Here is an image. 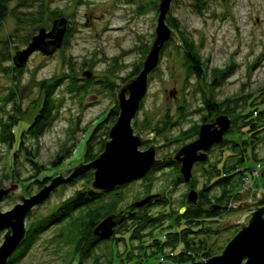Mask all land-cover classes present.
<instances>
[{
    "label": "rangeland",
    "instance_id": "obj_1",
    "mask_svg": "<svg viewBox=\"0 0 264 264\" xmlns=\"http://www.w3.org/2000/svg\"><path fill=\"white\" fill-rule=\"evenodd\" d=\"M159 1L44 0L40 18L22 23L13 12L18 0L5 1L7 12L0 24V188L18 184V192L29 197L59 173L69 169L63 175L66 177L80 162L88 163L102 152L119 112L117 91L140 72L152 45ZM203 3V9L197 11L196 0L171 1L168 16L174 27L168 26L181 35L182 46L174 39L166 41L156 69L148 74L146 92L132 124L133 131L141 136L154 133L138 149L156 146L155 157L163 165L112 189V194L102 196L92 209L109 205L114 199L113 210L117 212L155 195L149 200L152 203L138 208L136 218L122 223L115 237L96 242L82 261L69 231L74 229L73 219L88 208L49 223L34 236L27 234L9 264H199L194 261L206 259L201 255L204 251L210 252L209 257L220 254L241 223H248L253 204L249 209L233 204L249 198L251 203L257 201L260 196L254 193L260 189L264 192V183L256 185L251 178V183L240 187L241 198L209 215L187 201L188 184L175 180L179 172L172 160L207 120L208 112L202 107L206 99L219 103V112L212 118L227 115L231 127L208 161L192 170L194 187L210 189L208 195L198 199L203 207L209 209V198L220 194L218 188L212 189L217 161L218 166L233 165L246 147L255 159L247 161V166L262 159L258 161L260 177L264 174V124L256 122L249 127L247 140L243 133V125L257 116L255 107H264V0ZM58 16L67 20L65 45L51 53L35 50L17 69L11 60L15 52L24 49L39 28L49 31ZM186 51L199 59L204 70L200 78L189 70ZM214 76L216 84L212 83ZM50 89L48 118L31 133L29 125L35 124ZM112 111L117 114L101 123ZM98 123L101 125L97 128ZM11 124L15 138L12 144ZM251 133L255 141L249 140ZM88 172L93 175L90 169L59 184L26 218V228L55 213L76 191L86 189L92 180L86 184L91 175ZM44 177L46 183L42 182ZM17 202L20 200L11 190L0 201V209L9 210ZM190 210H197L198 216L186 217ZM243 213L247 215L241 220ZM183 230L191 247L198 248L201 242L204 247L185 250L175 235ZM178 251L181 254L175 257Z\"/></svg>",
    "mask_w": 264,
    "mask_h": 264
},
{
    "label": "water",
    "instance_id": "obj_2",
    "mask_svg": "<svg viewBox=\"0 0 264 264\" xmlns=\"http://www.w3.org/2000/svg\"><path fill=\"white\" fill-rule=\"evenodd\" d=\"M172 0H160L158 3V15L154 31L152 45L142 62L140 72L127 80L117 91L116 101L119 112L116 121L108 131V140L104 143L102 152L88 163H79L73 167L70 173L64 177L67 170L53 177L49 183L44 184L40 190L29 197L20 194L18 184H9L8 188H0V201L11 190L19 198L11 209H0V233L4 231L0 244V264H7L8 258L24 240L26 234L25 220L32 210L43 202L50 193L62 183L72 181L82 173L92 169L93 179L87 184L86 191L95 193L108 191L121 187L133 179L145 176L160 160L155 157L156 146L150 145L145 150L139 146L154 133L141 136L133 131L135 114L140 107L142 98L147 88V77L157 67L160 51L169 39H174L181 45L179 36L175 30L168 26L166 17L170 12ZM67 20L59 17L52 22L49 31L39 28L27 46L15 52L12 57L14 66L21 69L28 56L35 50L43 53H51L59 48L66 31ZM182 46V45H181ZM89 74V73H88ZM230 126V118L227 115H219L212 124H203L199 128L198 137L183 145L176 153V158L181 161L180 173L185 181L191 176V167L197 160L206 158V151L215 143H220L224 133ZM254 193L260 196L257 201L234 203V207L249 209L248 223L244 225L241 220L247 213L241 215V220H229L232 223L240 222L239 231L228 241L220 254L208 257L204 260H195L199 264H264V192L260 189ZM155 195H149L144 199L135 201L127 209L138 208L145 205ZM187 200L195 203L196 191L191 190ZM216 209V208H214ZM121 214V217L119 218ZM126 214H110L103 218L93 229V235L108 238L114 233V226L120 224ZM128 215L133 216L134 213Z\"/></svg>",
    "mask_w": 264,
    "mask_h": 264
},
{
    "label": "trees",
    "instance_id": "obj_3",
    "mask_svg": "<svg viewBox=\"0 0 264 264\" xmlns=\"http://www.w3.org/2000/svg\"><path fill=\"white\" fill-rule=\"evenodd\" d=\"M5 1L6 0H0V24H1L3 18L6 15V12H7ZM196 1H197V4L195 7H196L197 11H201L203 9V5H204L203 0H196ZM16 8H18V9H25L26 8L27 10L32 9V11L31 12H22L23 10L22 11L21 10L15 11ZM15 9L13 10V12H14L15 17L17 18V22L22 23V22L27 21V20L34 21L35 19H39L40 16L43 14L44 0H18L17 5L15 6ZM58 17H60V16H58ZM166 22L171 27H174V26H172L171 23H169L171 21H170V18L168 15L166 17ZM66 28H67V26H66ZM37 29H38V27H37ZM179 37H181V35H179ZM30 39H31V37H30ZM65 43H66V39L63 38L61 45H65ZM27 44H28V42H27ZM185 57L187 58L189 70H191L198 78H200L203 75L204 70H203V67H202L199 59L196 56H194V54L187 52V51L185 52ZM141 68H142V65H141ZM222 77H223V75H222ZM216 79H217V77L214 76L213 81H212L213 84H216V82H217ZM53 86H54V84L52 85V87ZM51 91H52V89L48 90V92L46 93L44 101H43V108L41 109V112L39 113L35 124L29 125V128H28L29 132L35 133L37 131V129L41 128L44 125L45 120L48 118L49 112L51 111V105H52L51 104L52 97L50 95ZM218 105H219V103L216 102L215 100H212V99H206L202 103V107L205 110V112H210L211 114L215 113V112H219V108H218L219 106ZM254 111L256 112L255 115H257V116H251L252 114H250L251 118L248 120V122L246 124L243 125L244 126L243 133L245 134L246 140H247V131L251 130V128H249V127L254 126V124H256V122H262L264 124V107L263 108L255 107ZM110 114H111V116H107L104 120H102L101 123H106L109 119H111V117L115 116L117 113L115 111H112ZM246 121H247V119H246ZM101 123H98L96 125V127L97 128L100 127ZM230 127L231 126H229V128ZM229 128H228V130H229ZM12 129H13V125L11 124V126L9 125V132H10L9 143L10 144L14 143V140H15L14 135H13L14 132ZM252 134L253 133H251L250 137L248 136V138L250 141H255V139L253 140V138H252V137H254V135L252 136ZM222 141H223V139H222ZM19 145H21V142H19ZM89 150H91V146H89ZM62 156H65V155L63 154ZM253 159H254V155L247 152V148L245 147L244 150H242L241 156L238 157L237 162L235 164L229 165V166H226L225 164H223V166L220 165V166L216 167L217 168L216 176H218V178H216L214 180V182L212 183V186L218 188L220 190V194L217 196H213L212 199L209 198L208 202L210 204V207H213V208H211L212 210H214V208H216V209L220 208V206H218L220 203H224V206L222 208H227L226 206H228L229 203L231 204L232 202L238 200V198H241L239 190H240V187L243 185L244 179L247 176V169L249 170L255 165V163L254 164L252 163L251 166H249V165L247 166V161H249V160L253 161ZM256 161L262 162V159H259ZM60 162L56 161L55 164H58ZM162 165L163 164L157 163L152 168V170L157 168V167H161ZM86 174H88V175L91 174L90 177L86 180V184H87L89 180L93 179V175H92V172H88ZM42 182L46 183L47 178L44 177L42 179ZM261 182L264 183V174H262V176L260 178H258L257 181H255L256 185H257V183H261ZM206 189L210 190L209 188H206ZM206 189H203V191H206ZM112 191H113L112 189L108 190V191L99 192V193H95L93 191H86L85 189L76 191L75 194L72 197H70L69 199H67L64 202V204L55 213H53L52 215L48 216L47 218L43 219L42 221H40L36 224L29 225L26 228L25 238H26L27 234H28V236L29 235L34 236L36 233H38L39 231H41L45 227H47L49 223L58 222L59 220H62L63 218H66V217L69 218V216L71 217V214L75 210L88 208L78 218H75V220L73 219V221L71 222V225L74 229L72 231H69V239H71L70 241L73 243V245H75V249L80 250L81 261H82L83 258L88 257L90 255L91 249H93L94 245L96 244V242L94 243L93 236H92L93 227H95V225L98 224L103 218L107 217L110 214H114L113 213L114 212L113 207H114L116 201L113 199L109 205L102 204L101 206L94 208V210L92 209V206L95 204L96 201H99L102 196L112 194ZM208 193L205 195H208ZM114 197L116 198V196H114ZM195 207L203 210L201 206H200L201 208H199V206H195ZM197 210L188 211L189 213L187 212L188 215H186V217L192 216L193 217L192 219H194L195 217L198 216ZM212 210L204 209L203 211L207 214L210 213L209 215H214V213H211ZM181 212L182 211H180V213ZM135 214L133 216H131L132 217L131 219L136 218ZM147 221H149V220H145V221L143 220L142 222H147ZM144 224L145 223H143L142 226H144ZM188 229L193 233L197 231V230L192 229V228H188ZM177 233L178 232H175V235L177 238H179V241L182 243L185 250H186V248L188 251L190 249L200 250L201 247H204V245H202L203 244L202 242L198 248L191 247L190 243H189V239L187 238V235H186L187 231L183 230L182 232H180L178 234ZM88 236L91 237L90 238L91 240H89V238H87ZM192 243H194V242H192ZM180 254H181V252L178 251L176 253L175 257H179ZM201 255L203 258H208L211 254L209 251H204ZM95 259H97V257L94 258V260ZM79 264H83V262H80Z\"/></svg>",
    "mask_w": 264,
    "mask_h": 264
},
{
    "label": "flooded vegetation",
    "instance_id": "obj_4",
    "mask_svg": "<svg viewBox=\"0 0 264 264\" xmlns=\"http://www.w3.org/2000/svg\"><path fill=\"white\" fill-rule=\"evenodd\" d=\"M55 19H57V18H54L53 20H52V22L55 20ZM13 57V56H12ZM11 60H12V58H11ZM13 61V60H12ZM14 64V63H13ZM215 113H217V112H215ZM215 113H210V112H208L207 113V120H205V122H203V124H212V123H214L215 122V118L213 117L212 118V115L213 114H215ZM200 128V127H199ZM199 128H198V131H197V133L196 134H194V137L189 141V142H191V141H193V140H195L197 137H198V133H199ZM188 142V143H189ZM187 144V143H186ZM219 145V143H215V144H213V145H211L210 147H209V149L206 151V158L204 159V160H197V161H195L194 163H193V165H192V167H191V176H190V178H189V180L188 181H185L184 180V178H183V176L181 175V173H180V167H181V161H179L178 160V158H176V154L174 155V159L172 160L173 161V164H176V166L178 167V174L175 176V180L177 181V182H180V183H184V184H188V186H189V192L193 189V190H195L196 191V201H195V203H193V202H191L193 205H195V206H201L202 207V209H205L204 207H203V202H200L198 199L199 198H201L203 195H205V194H207L208 192H210V190H207L206 188H201L200 190L199 189H196L195 187H194V183H193V181H196L195 180V177H194V175H193V173H192V170H193V168L194 167H196L197 165H200V164H203V163H206L207 161H208V159H209V156H210V153H211V151L215 148V147H217ZM181 148V147H180ZM178 152V151H177ZM176 152V153H177ZM216 167L218 166V161L216 162ZM152 170V169H151ZM150 170V171H151ZM149 171V172H150ZM207 172V171H206ZM213 173V172H212ZM211 173V174H212ZM147 175V174H146ZM206 176H208L209 175V173L207 172L206 174H205ZM214 175V174H213ZM216 178H218V176H215V178H214V180L216 179ZM214 180L212 181V182H214ZM194 187V188H193ZM213 188H214V186H213ZM212 188V189H213ZM203 189H206V191H203ZM240 192H241V190H239ZM186 199H187V197H186ZM188 201V200H187ZM150 202V201H149ZM149 202L147 203V204H149ZM190 202V201H189ZM150 203H152V202H150ZM146 204V205H147ZM222 204H224V203H220L218 206H220V208H222L224 205H222ZM209 205V204H208ZM127 207H128V205L127 206H125L124 208H122V209H120V210H118L117 212H113L114 214H119V213H122V214H126L125 216H124V220H123V222H121L120 224H117L116 226H114V233L110 236V237H108V238H101V237H99V236H95V235H93V229H94V227H93V229H92V236H93V241L94 242H101V241H105V240H107V239H110V238H112L113 236L115 237L116 235H117V229H118V227L122 224V223H124L125 221H127V220H129V219H131L132 217H131V215H128V214H130V213H134L135 214V212H137V209L138 208H140V207H138V208H133V209H131V210H128L127 209ZM211 208H213V207H209V209L210 210H212ZM181 211H183V209L181 210ZM136 215V214H135ZM121 217V214H120V216H119V218ZM97 225V224H96ZM95 225V226H96ZM4 234V233H3ZM26 235V234H25ZM0 237H1V233H0ZM2 240H3V235H2ZM24 240H25V238H24ZM23 240V241H24ZM22 241V242H23ZM21 242V243H22ZM21 243H20V245H21ZM19 245V246H20ZM18 246V247H19ZM17 247V248H18ZM16 248V249H17ZM16 249L14 250V252L12 253V255L8 258V261H7V264H9V261H10V259L12 258V256H13V254L16 252Z\"/></svg>",
    "mask_w": 264,
    "mask_h": 264
},
{
    "label": "built area",
    "instance_id": "obj_5",
    "mask_svg": "<svg viewBox=\"0 0 264 264\" xmlns=\"http://www.w3.org/2000/svg\"><path fill=\"white\" fill-rule=\"evenodd\" d=\"M260 168H261V165L259 164V162H256L255 166L252 167L249 170V172H247V176L243 181V185L246 186L247 183H251L250 182L251 178L253 179V182L257 181V179L260 178V174H259L261 172Z\"/></svg>",
    "mask_w": 264,
    "mask_h": 264
}]
</instances>
